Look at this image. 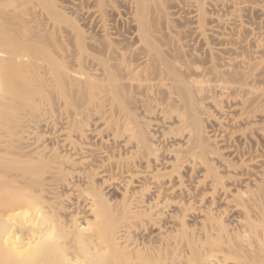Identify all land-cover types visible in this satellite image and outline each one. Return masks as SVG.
I'll list each match as a JSON object with an SVG mask.
<instances>
[{
    "label": "bare ground",
    "instance_id": "bare-ground-1",
    "mask_svg": "<svg viewBox=\"0 0 264 264\" xmlns=\"http://www.w3.org/2000/svg\"><path fill=\"white\" fill-rule=\"evenodd\" d=\"M79 1L0 0V264H264V26Z\"/></svg>",
    "mask_w": 264,
    "mask_h": 264
},
{
    "label": "rangeland",
    "instance_id": "rangeland-1",
    "mask_svg": "<svg viewBox=\"0 0 264 264\" xmlns=\"http://www.w3.org/2000/svg\"><path fill=\"white\" fill-rule=\"evenodd\" d=\"M61 1H62V3H61ZM67 1H68V2H67ZM67 1H66V0H65V1L60 0V4L64 5V2H65L66 5L68 4V5H71V6H72V4H75L76 2H78V4H79V2H80L79 0L74 1L75 3H71L72 1H70V0H67ZM241 1H242V3L240 4L241 6H239V7H241L242 10H240V11H241L240 13L237 11V13H239L238 15H242V16H240V17H242L241 20L243 21V26L245 25V28H248L249 30H250V28L253 29L254 33L257 34L256 32H257L261 27L264 26V19H263L264 15H263V13H262V12H264V11H262V10H264V8H263L264 5H262V4L264 3V0H255V1L252 0V1L254 2V4H252V2L250 3L249 0H241ZM66 2H67V3H66ZM69 2H70V3H69ZM118 2H119V4H117V2H116V5H118V6H116V5L114 6V7L117 9V10H116L117 14L114 13V12H115L114 9H113V10L109 9V10L112 11V13H111V14L109 13L110 16H109V14L106 16V17L108 18L107 20H106V18H104L105 21H106L105 23H106L107 25L110 24L109 26H115V27H117V26L119 25L117 28H119V29L121 28V31H122L124 34H127L128 31H129V30H128V29H129L128 27L132 26V24L135 25V21H133V20H135V17H134L135 15L132 13L133 11L131 12V9L128 10L130 7L126 8L127 6H129V4H127V3L125 4V2L123 3V2H121V1H118ZM257 2H258V3H257ZM259 2H262V3H259ZM248 3H249V4H248ZM250 4H252V5H250ZM257 4H259V5H257ZM121 5H122V6H121ZM123 5H124V6H123ZM253 5H254V6H253ZM64 6H65V5H64ZM251 6H253L254 9H253V7H251ZM68 7H70V6H68ZM118 7H119V8H118ZM183 7H184V8L189 7V8H186V9L183 8V9L180 10V12H179V11H176V10H178V9H175L174 11L171 10V9H168V10L170 11V13H174V12L176 11L175 13H177V15L180 16L179 18L182 19L181 21H177V20H175V17H173V15H171V16H172V18H173L175 21H174L173 19L171 20L170 16H168V17L166 16V17H165L164 14H162V13H160V12H159L160 14H159L158 12H157V13H158V16H160V17H161V16H164V17H161L160 19L164 18V20H166V21L168 20V22H165V21H162V20H161V21H162V23H168V24H169L168 26L171 27V28H172L173 26H174L175 28H176V27H183V25H184V27H186V26L191 27V26H192L191 24H193L192 14L190 13L192 9H190V6H187V4H186V6H183ZM191 7H192V6H191ZM249 7H250V8H249ZM255 7H256V8H255ZM125 8H126V9H125ZM192 8H193V7H192ZM262 8H263V9H262ZM90 9L93 10V12H92L91 10H88V11H90L91 14L95 13L94 15H95V16L98 15V17H95L94 15H91V17H93V16H94V17H93L92 19L89 18V21H88V22H91V23L94 22L93 24H95V21L97 20L96 23L98 22L97 24L99 25V20H101V19L98 20V18H101V17L99 16V15H101V14L97 12V11H99L98 8H95V7L93 8V7H92V8H90ZM193 9H194V8H193ZM211 9H213V10L210 11L209 14H211L212 16H214V14H216L215 16H217V14H219L218 16L222 17V19H223V17H224L223 15H226V13L228 12V11H227V12H226V11H223V12H226V13H223L221 10H218V12L215 13L214 8L211 7ZM243 9H244V10H243ZM249 9H250V10H249ZM252 9H253V10H252ZM230 10L232 11L233 9H230ZM234 10H235V9H234ZM236 10H237V9H236ZM236 10L234 11L235 13H236ZM260 10H261V11H260ZM84 11L86 12V9H84ZM213 11H214V12H213ZM216 11H217V10H216ZM219 11H220V12H219ZM96 12H97V14H96ZM74 13H75V11L72 13V11H69V10H68V14H69L70 17H72V19H73V17H74V19L77 17V14H76V13L74 14ZM113 13H114V16H113ZM119 13H121V14H119ZM187 13H188V14H187ZM222 13H223V14H222ZM237 13H236V14H237ZM242 13H243V14H242ZM118 14H119L120 16H119ZM131 14H132V15H131ZM180 14H181V15H180ZM220 14H221V15H220ZM260 14H261V15H260ZM111 15H112V16H111ZM115 15H116V16H115ZM117 15H118V16H117ZM183 15H184V16H183ZM108 16H109V17H108ZM174 16H176V15H174ZM178 16H176V18H178ZM182 16H183V17H182ZM228 16H229V15H228ZM235 16H236V15H235ZM117 17H118V18H117ZM121 17H122V18H121ZM133 17H134V18H133ZM225 17H226V16H225ZM258 17H259V18H258ZM78 18H79V17H78ZM78 18H77V21H78ZM131 18H132L133 20H132ZM165 18H166V19H165ZM167 18H169V19H167ZM190 18H191V19H190ZM226 18H227V17H226ZM90 19H91L92 21H93V20H94V21L92 22ZM119 19H121V20H119ZM183 19H184V22H183ZM238 19H239V18L237 17V18L234 19V22H232L233 20L231 21V22L233 23L234 26H235L236 23L238 24V22H239ZM33 20H34V19H33ZM102 20H103V19H102ZM102 20H101L100 22H102V24H105V23L103 22L104 20H103V21H102ZM118 20H119L120 22H119ZM131 20H132V21H131ZM235 20H236V21H235ZM260 20H261V21H260ZM36 21H39V22H40L39 19H37ZM123 21H124V22H123ZM126 21H127V22L130 21V23H127ZM161 21H160V22H161ZM169 21H174V23L178 22V24H177V23L174 24L173 22H169ZM185 21H186V22H185ZM191 21H192V22H191ZM33 22H35V21H33ZM133 22H134V23H133ZM160 22H159V23H160ZM179 22H180V23H179ZM187 22H188V24H187ZM81 23H82V22H80V24H81ZM108 23H109V24H108ZM123 23H127L128 25H127V24H123ZM131 23H132V24H131ZM136 23H137V22H136ZM162 23H161V25H164V26L167 25V24H162ZM234 23H235V24H234ZM36 24H37V23H36ZM114 24H115V25H114ZM170 24H171L172 26H171ZM173 24H174V25H173ZM100 25H101V23H100ZM129 25H130V26H129ZM176 25H177V26H176ZM178 25H179V26H178ZM181 25H182V26H181ZM190 25H191V26H190ZM193 25L195 26V24H193ZM259 25H260V26H259ZM194 26H192V27H194ZM248 26H250V27H248ZM174 27H173V28H174ZM255 27H256V28H255ZM258 27H259V29H258ZM127 28H128V29H127ZM248 29H247V30H248ZM257 29H258V30H257ZM261 29H263V28H261ZM261 29H260V30H261ZM247 30L245 29V30L243 31V29H242L243 32L241 33V31H239L238 29H234L232 34L236 37V39H238L239 36H240V37H242V36H244V35H248V36H250V35H249V34H250L249 31H248V33L246 32ZM256 30H257V31H256ZM260 30H259L258 32H261ZM238 31H239V32H238ZM255 31H256V32H255ZM126 32H127V33H126ZM241 34H242V35H241ZM243 34H244V35H243ZM233 35H231V37H232ZM238 35H239V36H238ZM248 36H246V37H247L246 39L249 38ZM240 37H239V38H240ZM232 38H233V37H232ZM234 39H235V38H234ZM242 39L246 40V39L243 38V37H242ZM163 130H164V129H163ZM163 130L161 129L162 132H163ZM165 131H166V130H165ZM163 133H164V132H163ZM170 133H171V132L167 133V136H169ZM158 134H159L158 141L161 140V138H164L163 136H161L162 134H161L160 132H159ZM164 134L166 135V132H165ZM165 135H164V136H165ZM170 136H171V135H170ZM170 136H169V137H170ZM169 137H168V138H169ZM168 138L165 137L166 140H167ZM167 142H168V141H166L165 143H167ZM165 143H164L163 145H162L161 143H159V144H161V146L164 147V145H166ZM159 144H158V145H159ZM65 192H67V191H65ZM69 193H70V192H69ZM68 195H69V194H68ZM70 196H71V194L68 196V198H71V197H72V196H71V197H70ZM65 197H67V196H66V193H65ZM238 209H241V208H238ZM238 209H237V210L235 209V213H236L237 211H239ZM193 245H195V244L193 243ZM148 258H151V259L149 260V262H151L152 259H153V261L155 260V259H154V256H153L152 254H151ZM161 258H162V262H163L164 259L167 258V254H166L165 252H162V254H161ZM147 260H148V259H147ZM143 263H144V262H143ZM146 263L149 264L148 261H147ZM154 263H155V264L157 263L156 260L154 261ZM158 263H159V262H158ZM158 263H157V264H158ZM150 264H151V263H150ZM152 264H153V263H152ZM159 264H160V263H159Z\"/></svg>",
    "mask_w": 264,
    "mask_h": 264
}]
</instances>
